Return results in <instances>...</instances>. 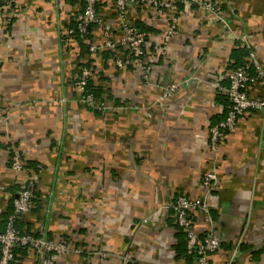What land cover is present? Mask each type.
Here are the masks:
<instances>
[{
  "label": "crops",
  "instance_id": "crops-1",
  "mask_svg": "<svg viewBox=\"0 0 264 264\" xmlns=\"http://www.w3.org/2000/svg\"><path fill=\"white\" fill-rule=\"evenodd\" d=\"M101 1L100 13H112V0ZM212 1L227 27L201 7L181 6L166 44L169 12L152 18L151 7L130 5L132 22L148 28L151 72L144 82L136 68L118 71L102 57L99 82L112 96L104 115L87 108L73 83L82 47L61 37L78 3L14 0L11 12L0 9V230L29 177L34 203L22 229L70 240L57 264H195L177 253L170 205L183 193L207 200L210 220L198 210L192 220L200 234L209 228L221 239L209 264H264V107L240 116L215 153L208 140L226 107L217 84L226 86L244 59L234 49L250 48L264 71V0ZM92 34L97 43L96 27ZM168 83L179 87L161 100ZM11 151L39 169H12ZM208 171L211 188L201 182ZM20 259L36 264L28 252Z\"/></svg>",
  "mask_w": 264,
  "mask_h": 264
},
{
  "label": "built area",
  "instance_id": "built-area-1",
  "mask_svg": "<svg viewBox=\"0 0 264 264\" xmlns=\"http://www.w3.org/2000/svg\"><path fill=\"white\" fill-rule=\"evenodd\" d=\"M97 1L98 0H85V8L76 16V28L82 34L86 33L87 26L90 22H96L97 25L102 26L105 32L110 29V25H103L100 16L96 14L95 4ZM133 1L136 0H115L114 2L117 16L120 18L118 29L121 36L118 42L129 48L131 52L130 55H125L124 58H120L118 56L116 42L111 39H107L105 45L114 52L115 63L119 68L134 64L135 67L143 73V78L148 81L151 66L145 63L143 59L146 34L123 20L126 5L128 2L132 3ZM147 2L156 15H160L166 9L176 10L178 2L181 3L184 8L197 5L206 10L211 16L220 19L223 26L227 27V23L221 18L219 6L212 0H170L169 2H164L162 0H147ZM13 7L14 0H0V9L11 12ZM175 18L176 17L171 18L167 32L163 36L165 44L177 33ZM72 31V29H68V34L72 33ZM89 49L91 52L95 49L98 50L93 44L90 45ZM246 60L254 69V75H251L245 66H238L228 71L226 76L228 84L226 86L217 84V88L220 92L226 95L229 105L225 116L218 120L217 123L209 126L208 129L209 147L214 153L218 150L220 140L235 126L240 116L248 110H260L264 107V71L261 68L255 52L250 48H248ZM89 71L90 70L86 67H78L74 72L73 83L81 93L83 92L87 78L90 76ZM254 83H259L262 86V92L259 96H252L248 93V87ZM178 87V83H168L164 85L162 87L160 99L164 100L168 98ZM81 99L87 105L94 104L91 96H86ZM100 107L101 106H98V108ZM10 167L15 170L23 169L21 157L15 152L11 157ZM215 179V173L213 171H208L204 174L201 182L206 188H211L215 183ZM33 184L34 181L32 178H27L19 182V189L12 200L13 214L9 216L5 230L0 231V264H22L16 258L15 254V248L19 246H27L33 251L36 264H57L59 258L64 257L70 251V240H54L45 237L43 234L39 236L33 233L22 234L15 229L14 219L28 212L33 205ZM170 207H172L175 213V221L185 232L187 253L194 254L195 264H209L208 255L218 250L221 239L209 228L205 229L204 232L200 234L193 227L192 220V213L197 210L204 212L206 214V219L210 220L206 213L208 211L206 198L192 197L181 193L175 196ZM76 252H78L77 249ZM102 255L105 256L104 253Z\"/></svg>",
  "mask_w": 264,
  "mask_h": 264
},
{
  "label": "trees",
  "instance_id": "trees-1",
  "mask_svg": "<svg viewBox=\"0 0 264 264\" xmlns=\"http://www.w3.org/2000/svg\"><path fill=\"white\" fill-rule=\"evenodd\" d=\"M68 4H71V5H75L78 3V11L76 13V16L79 12H81L84 8H85V0H67ZM114 2L115 0H112V4L109 5V8L111 7H115L114 6ZM106 2L104 1H101V0H98L95 4V9H96V14L98 16H100V9L102 7H104V5ZM111 6V7H110ZM182 4L181 3H177V8L181 7ZM115 10V8H111V11ZM112 15V14H111ZM137 29L145 32L146 34V37H147V32L146 30L148 28H146V26H144L143 24L137 22L134 24ZM68 27H66V29L64 30L65 31V34L61 35L62 38H71V37H74L77 42H79V46L82 47V51L80 53V57L82 58V60L79 62L78 64V67H86L90 70L91 74L90 76L87 78L86 80V84L84 86V89H83V92H82V97H86V96H91L93 101H94V104L92 105H87V108L95 111V113L99 114V115H104V113L106 112V107H109L108 104H106L108 102V100H111L112 99V96L109 94V92L107 91V89L105 90V88H103V86L101 85V83L99 82V80H102L103 77L101 76V73L100 71L97 70V67H96V64L94 63L93 59L94 58H91V51H90V45L92 43H96L95 39L93 38V34H92V30L97 27V23L96 22H90L87 26V30H86V33L82 34L81 32L78 31V29L76 28L77 27V21H76V17H75V20L74 21H71L68 25ZM68 29H72V33H69L68 34ZM119 40H117L116 42V48H117V51L118 53H122L123 56L125 55H130V50L129 48H127L126 46H123L121 44H119L118 42ZM145 41H146V38L144 40V44H145ZM99 52V55L101 57H103L104 59H111L112 58L114 59V52L111 51L110 49H104V50H101V51H97L96 52V55L98 54ZM234 53L235 54H238V56H244V59H242L243 57H241L239 60L236 59L235 62L232 64L231 66V69H234L238 66H245L247 68V71L251 74V75H254V69L248 64L247 60H246V56L248 54V49L246 47H238L236 49H234ZM90 56V58H89ZM143 59H144V62L149 64L150 63L146 60V58L144 57V54H143ZM104 64V63H103ZM151 66V65H150ZM129 68H135V67H131L130 65H128ZM136 70H138L140 73V77L141 79L146 82V80L143 78V73L136 68ZM151 72V71H150ZM150 75V73H149ZM97 77V79H96ZM149 80V79H148ZM228 84V82H227ZM261 95V94H260ZM218 98L222 97L224 99V104L226 105V107L224 108L222 114L220 116H218V118L216 120H214L212 123L215 124L218 122V120L222 119L224 116H225V113L227 111V107L229 105V101L226 97V95L223 93V92H220L219 91V94L217 95ZM227 102V103H225ZM223 103V102H222ZM98 106H101L100 108H98ZM103 109V110H102ZM13 153L11 151V154H10V160H9V165H11V157L13 156ZM22 160V159H21ZM23 162V168H26L27 165L28 166H31L32 168L38 170L39 167H36L35 165V162H32V161H29V160H25L23 159L22 160ZM29 178V177H27ZM26 178V179H27ZM35 182V181H34ZM35 184H33V203H34V190H35ZM19 189V183L17 185V190ZM181 194V193H180ZM183 194V193H182ZM175 198V197H174ZM13 200V199H12ZM174 200V199H173ZM171 211H172V215H173V219L174 221L176 220L175 219V213L171 207ZM13 214V206H12V201H11V206L10 208L4 213V216H3V220H4V226L3 228L0 230V231H4L5 228H6V225H7V222H8V218L9 216H11ZM26 214V213H25ZM25 214H23L21 217H18V218H15L14 219V227L16 230H18L20 233H33L37 236H39L40 234H42L41 232H31V231H28V230H23L22 229V223H23V218L25 216ZM175 226L177 227L178 229V238H179V242H180V248L177 249V253H178V256L181 257V258H184V259H187V260H192L194 261V254H188L187 253V249H186V236H185V232L182 230V228H180L177 224V222L175 221ZM44 235V234H43ZM45 236V235H44ZM202 236V235H201ZM45 237H48V238H51V239H54L53 237H49V236H45ZM54 240H58V239H54ZM67 241H69L68 239H65ZM30 253V255L32 254L33 258H34V254H33V251L25 246H19V247H16L15 248V254H16V258L20 261V255L22 256H25L26 253ZM195 263V261H194Z\"/></svg>",
  "mask_w": 264,
  "mask_h": 264
},
{
  "label": "rangeland",
  "instance_id": "rangeland-1",
  "mask_svg": "<svg viewBox=\"0 0 264 264\" xmlns=\"http://www.w3.org/2000/svg\"><path fill=\"white\" fill-rule=\"evenodd\" d=\"M162 1H164V2H169L170 0H162ZM132 3H135L136 5H138V4H142L143 6L145 5V6H148V7H151L150 5H148L147 3V0H144V1H140V0H136V1H133ZM132 3H130V2H128V4L126 5V8H125V12H124V16H123V20L126 22V23H128V24H131V25H133L135 28H137L135 25H134V23L132 22V20L129 18V14H128V12H129V8H130V5L132 4ZM197 6V5H196ZM111 7V6H110ZM111 8H115V7H111ZM177 9L178 8H176V10H171V9H166V10H164L160 15H163V14H165V13H167V12H169V14H170V17H169V23H170V20H171V18L172 17H176L175 18V20H176V27H177V30H178V17L176 16L177 14H176V11H177ZM203 9V8H202ZM204 10V9H203ZM206 11V10H205ZM112 14V15H111ZM159 15H156V13H154L153 12V9H152V7H151V16L150 17H152V18H157ZM100 18H101V20H102V22H103V25H106V24H109L110 25V29L107 31V32H105L104 30H103V28H102V26H100V25H97V30H98V32H99V35H98V37H97V39H98V41H97V43H92L99 51H101V50H104V49H108V47L105 45V42H106V40L107 39H111L112 41H115V42H117V40H119L120 41V36H121V33H119V34H117L116 35V37H115V35L113 34L114 33V30H118V32H119V29H118V23L120 22L119 21V17L117 16V12H115L114 10H112V13H108V14H101L100 13ZM214 18H216V17H214ZM114 22V23H113ZM169 23H168V26H169ZM167 29H168V27H167ZM167 29H166V32H167ZM165 32V33H166ZM164 33V34H165ZM163 42H164V40H163ZM98 50H92V54H91V58H94L93 59V61H94V63L96 64V67H97V70L98 71H101V70H103L104 69V67H103V59H102V57L99 55V52H98V54H97V56H95L96 55V52L98 51ZM128 55V54H127ZM118 56L120 57V58H124L125 56H123L122 55V53H118ZM118 57V58H119ZM89 58H90V56H89ZM119 58V59H120ZM108 62H109V64H110V66H112V68H114V69H116V70H118V71H120V70H124V69H127V68H129L128 66H124V67H122V68H119L117 65H116V63H115V59H113L112 58V60L111 59H108ZM131 67H135V65L134 64H131L130 65ZM136 68V67H135ZM78 69V66L76 67V69L75 70H77ZM90 72V71H89ZM90 74H91V72H90ZM109 107H106V109H108Z\"/></svg>",
  "mask_w": 264,
  "mask_h": 264
}]
</instances>
